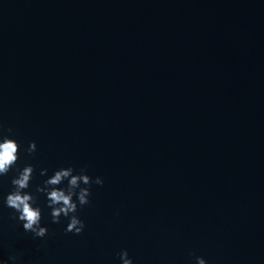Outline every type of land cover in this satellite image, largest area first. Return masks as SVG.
<instances>
[{"label":"water","instance_id":"1","mask_svg":"<svg viewBox=\"0 0 264 264\" xmlns=\"http://www.w3.org/2000/svg\"><path fill=\"white\" fill-rule=\"evenodd\" d=\"M0 124L103 180L34 238L0 177V264H264V0H0Z\"/></svg>","mask_w":264,"mask_h":264},{"label":"clouds","instance_id":"2","mask_svg":"<svg viewBox=\"0 0 264 264\" xmlns=\"http://www.w3.org/2000/svg\"><path fill=\"white\" fill-rule=\"evenodd\" d=\"M3 125L0 124V128ZM10 135L0 136V177L7 176L10 170L15 169V175L11 178L12 190L4 197V206L13 210L12 219L22 223L25 232H29L34 238H43L48 234L47 227L41 226L42 210L37 203L38 195L43 194L46 198V207L50 209L51 223L58 224L61 217L67 219L65 233L79 235L85 228L84 221L78 216V210L90 204L91 186L102 185L103 180L86 174V168L74 169L72 166L61 167L54 170L53 174L37 184L34 192L26 191L33 179L35 167L25 164L23 168L17 167L20 145L11 138L12 128H8ZM25 151L31 155L36 151V144L30 141ZM48 169H40L39 175L45 176ZM63 185V187H61ZM75 197V199H74ZM121 264H133L127 250L118 253ZM9 260L15 264L16 257L10 256ZM3 264H7L4 261ZM196 264H206L201 257H196Z\"/></svg>","mask_w":264,"mask_h":264}]
</instances>
